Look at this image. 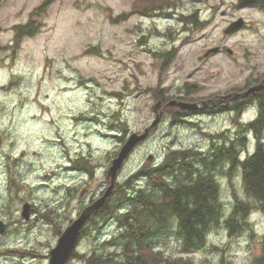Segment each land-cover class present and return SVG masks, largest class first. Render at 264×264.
<instances>
[{
  "label": "rangeland",
  "instance_id": "obj_1",
  "mask_svg": "<svg viewBox=\"0 0 264 264\" xmlns=\"http://www.w3.org/2000/svg\"><path fill=\"white\" fill-rule=\"evenodd\" d=\"M46 1L0 0V220L9 226L0 235V252H23L0 255V264H48L59 234L108 187L106 172L124 141L153 121V94L168 101L224 94L244 87L247 67H264V15L235 9L236 0H181L157 17L133 11V0H50L37 18L39 33L15 47L12 27ZM194 14L201 27L178 23ZM238 17L249 27L224 36ZM216 45L232 56L203 59ZM153 52L171 59L162 65ZM167 110L124 161L116 184L146 164L159 165L170 151L206 152L238 130L228 113L174 119ZM254 116L246 110L240 121ZM253 150L249 141L240 160ZM227 170L219 168L216 177L220 223L208 233L206 249L183 257L195 264H264L262 210H252L248 228L237 235L224 225L235 198L255 205L244 194L240 170L231 176ZM130 181L146 185L143 178ZM24 203L34 210L28 223L20 216ZM91 220L98 224L87 222L67 264L107 255L108 243L123 233L116 218ZM156 243L165 257L182 256L174 236Z\"/></svg>",
  "mask_w": 264,
  "mask_h": 264
},
{
  "label": "trees",
  "instance_id": "obj_2",
  "mask_svg": "<svg viewBox=\"0 0 264 264\" xmlns=\"http://www.w3.org/2000/svg\"><path fill=\"white\" fill-rule=\"evenodd\" d=\"M180 1L133 0L132 8L133 11L139 10L142 14L157 17L160 16L159 10L162 7L166 6L169 10L170 5ZM49 4L50 0H47L31 13L25 24L12 27L15 47L24 39L33 38L39 33L41 23L37 18ZM178 23L183 26H202L195 14L181 17ZM156 56L162 60V65L171 59L167 53L153 52V57ZM153 95L156 101L162 99V102H168L165 95ZM257 96L256 118L239 126L238 134L220 139L219 143L213 144L206 152L195 149L170 151L159 165H144L138 173L145 176L146 185L136 187L132 184L130 179L135 175L120 185L116 184L113 194L106 199L95 216L101 217V222L116 218L123 233L108 243L113 248L112 251L105 256L99 254L88 257L86 263L195 264L192 257L183 255L206 249L208 233L220 223L222 206L214 173L223 166H228V176L233 175L236 168L240 170L244 194L255 203L251 205L250 201L243 202L235 198L231 214L225 219L224 225L230 234L235 235L248 228L250 212L254 209L264 212V90ZM178 100L191 101L189 97H180ZM167 109L174 115V119L178 117L173 108ZM237 118L235 116V120ZM247 132H251L256 138L254 150L251 155L240 160L241 151L246 147ZM92 224L96 226L98 223ZM169 236L177 239L178 255L182 256L165 257L160 251L154 250L158 239ZM75 256L74 254L73 257Z\"/></svg>",
  "mask_w": 264,
  "mask_h": 264
},
{
  "label": "water",
  "instance_id": "obj_3",
  "mask_svg": "<svg viewBox=\"0 0 264 264\" xmlns=\"http://www.w3.org/2000/svg\"><path fill=\"white\" fill-rule=\"evenodd\" d=\"M257 1H261L264 3V0H237L235 7L237 9L253 4ZM244 21L239 18L233 22H231L224 30L223 35H231L235 31L242 28ZM219 50L218 47H212L207 49L203 54V58H207L217 52ZM228 52H232L228 49ZM192 89H196L197 85L192 84L190 86ZM262 88H264V80L261 84L248 88L245 92L242 93H230L227 96L220 97L221 99L227 98H241L247 97L248 95H254L256 92H259ZM216 101V100H215ZM214 101V102H215ZM219 101V100H218ZM213 102V101H212ZM206 103L204 102H183L178 101L176 99L170 100L167 102L161 109H158L160 106V102H156L152 106V112L154 114L153 121L150 123L148 127H146L143 132L140 134L131 133L125 142L122 144L117 156L112 159L111 164L106 172V177L109 179V185L103 192V194L86 206L80 215L70 223L64 231H62L59 235V238L53 248L49 251L48 257V264H67L73 256L75 248L77 246L78 240L80 238L81 230L85 226L86 222L91 218V216L96 215L100 208L104 205L106 199H108L114 191V186L116 183L117 172L120 170L121 166L123 165L124 161L130 156L134 148L143 142L151 129H153L160 121L162 116L163 110L166 107H176L180 113V111H195L200 106H204ZM151 158V157H150ZM28 208L29 204L26 203L22 207L21 215L25 219H28ZM3 231V226L0 223V232Z\"/></svg>",
  "mask_w": 264,
  "mask_h": 264
},
{
  "label": "flooded vegetation",
  "instance_id": "obj_4",
  "mask_svg": "<svg viewBox=\"0 0 264 264\" xmlns=\"http://www.w3.org/2000/svg\"><path fill=\"white\" fill-rule=\"evenodd\" d=\"M234 8L237 9L235 6H234ZM240 9H253V10H256V11H258V12H260V13H262L264 15V3L261 2V1H257V2H255L253 4L245 5V6L239 8L237 10H240ZM238 18H241V17H238ZM242 20L244 21V19H242ZM233 21H235V19L232 20L231 22H233ZM248 27H249L248 24H246L245 21H244V24H243L242 28H240L239 30L235 31L234 33L240 31L243 28H248ZM224 36H226V35H224ZM227 36H230V35H227ZM216 47H218L219 50L217 52H215L214 54H212V55L226 53L227 55L232 56V54H233V51L231 53L228 52V48L223 46V45L222 46L216 45ZM247 69H248L247 70L248 71V75L246 77V84L244 85L243 88H241V89H233V90H230L229 92H226L224 94L223 93L222 94H214V95H210V96L196 98V100L189 101V102H204L206 104L204 106H200L195 111H180V113H179V111H178V109L176 107H173L174 112L180 117L181 116H187V115L216 116L218 114H224V113H228L230 115L234 114L236 116H240L241 117V115L246 110H249V108L252 109L254 107V109L255 108L257 109V104H256L257 97H258L257 95H258V93L260 91L264 90V88H262L259 92H256L254 95L250 94L247 97L227 98V99H221L220 100V97H222V96H227L230 93H242V92H245L248 88L257 86V85L262 83V81L264 80V67L262 68V70L259 67H250V68L247 67ZM189 99H191V98H189ZM158 101L161 102L158 109H161L165 103L162 102V99L158 100ZM185 102H187V101H185ZM169 108H171V107H169ZM166 110H167V107L164 108L163 113ZM254 119H255V117L249 119V122H252ZM239 123L236 122L237 125ZM212 146H213V144L211 143L210 147H212ZM24 204H26V203H24ZM23 205H22V207H23ZM85 207H83V209ZM82 210L80 211V213L82 212ZM21 212H22V208H21ZM21 212H20V216L22 217ZM33 212H34L33 207L31 205H29V208H28V219H25L24 217H22V218L28 223L30 221V219H29L30 216L33 215ZM80 213L78 214V216L80 215ZM74 220L72 219L70 223H72ZM0 223L3 226V231L0 232V235H2V234H5L7 232V229H9L8 228L9 226L6 225L2 220H0ZM87 226H88V224L86 222L85 226L81 230V234H80L79 240L84 236ZM58 238H59V236H58ZM58 238H57V240H58ZM18 252L21 253V254L23 253V252H21L19 250L18 251L10 250L9 252H4V253L0 252V255H9V254L18 253Z\"/></svg>",
  "mask_w": 264,
  "mask_h": 264
},
{
  "label": "bare ground",
  "instance_id": "obj_5",
  "mask_svg": "<svg viewBox=\"0 0 264 264\" xmlns=\"http://www.w3.org/2000/svg\"><path fill=\"white\" fill-rule=\"evenodd\" d=\"M255 141H256V138L254 139ZM262 140H264V132H263V139ZM249 143V140L248 141H246V145ZM212 144H214V143H212ZM215 145V144H214ZM198 151H200V150H198ZM245 159V158H244ZM216 175V177H217V175H218V172H217V170L215 171V173H214V176ZM141 178H145V176L143 175V174H141V173H138V174H136L135 176H134V179H135V181H137V180H140Z\"/></svg>",
  "mask_w": 264,
  "mask_h": 264
}]
</instances>
